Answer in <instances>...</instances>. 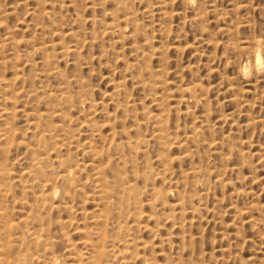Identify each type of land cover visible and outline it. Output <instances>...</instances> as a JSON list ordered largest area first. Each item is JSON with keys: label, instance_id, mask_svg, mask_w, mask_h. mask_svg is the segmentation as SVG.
<instances>
[{"label": "rangeland", "instance_id": "rangeland-1", "mask_svg": "<svg viewBox=\"0 0 264 264\" xmlns=\"http://www.w3.org/2000/svg\"><path fill=\"white\" fill-rule=\"evenodd\" d=\"M0 13V129L13 125L14 134L18 131L14 143L23 138L8 156L0 149V163L8 158L14 178L13 196L22 194L18 176L30 179L24 175L31 158L27 118L36 122L38 111L65 116L63 125L74 137L62 140L65 149L49 154L51 172H59L57 162L67 154H74L83 168L76 174L80 186L72 199L57 196L53 203L58 209L43 222L56 243L47 256L53 250L61 264H82L74 254L85 251L87 237L97 241L83 231L102 227L117 239V224H134V211H141L137 224L154 231L135 233L146 247L129 249L125 256L130 264H264V0H0ZM6 34L21 42L11 48L4 42ZM2 43L7 45L2 48ZM52 68L58 75L50 74ZM6 82L30 98L25 94L16 104L9 101L6 92L13 91ZM188 88H194L191 94ZM156 115L163 118V139L155 136ZM60 118L54 114L49 121L61 125ZM111 139L118 150L109 146ZM138 139L143 140L138 151L127 147ZM88 144L102 150V165L108 153L114 169L134 188L135 199H112L111 208L121 211L112 209L108 219L96 220L99 212L105 214V204L91 176L92 157L83 153ZM113 174L107 172L106 179L112 181ZM153 189L164 193L163 203L156 201L154 209L148 205ZM9 199L0 204L23 228L20 220L28 210L13 201V213ZM27 199L33 202L31 195ZM66 201L71 213L64 208ZM118 243L104 264H123ZM26 244L28 251L39 253L32 242ZM18 245V254L33 253ZM133 253L139 257L131 259Z\"/></svg>", "mask_w": 264, "mask_h": 264}, {"label": "bare ground", "instance_id": "bare-ground-1", "mask_svg": "<svg viewBox=\"0 0 264 264\" xmlns=\"http://www.w3.org/2000/svg\"><path fill=\"white\" fill-rule=\"evenodd\" d=\"M2 25H4V24H2ZM5 28H6V26H5ZM8 31H11V30H8ZM10 35H13V34H10ZM4 37L3 38H4L5 41L2 39V42L3 41L4 42L8 41L10 43L9 45H10L11 48H12V46L14 47L20 41L18 39L15 41L14 40L15 38L9 36V34H6ZM5 44L6 43H4V45H3V43H2V45H3L2 48H4ZM39 47L41 49V46H39ZM39 47H38V49H39ZM64 50H67V52H63L64 54L68 53V51H69V49H64ZM40 52H43V50L42 51L40 50ZM12 56H14V54ZM15 56H14V58H15ZM45 56H47V54ZM255 56H256L255 61L257 62L255 64V68L257 70L259 65H260V62H259L260 60H259L258 54H256ZM46 58L47 57H44L45 62H46V60L48 61V58L47 59ZM2 60H1V62H2ZM48 70H51V69H48ZM59 73H60V71H59ZM50 74L52 76H56V75H58V72L55 69L52 68ZM15 75H14V77L16 78ZM59 75H61V73ZM18 77H20V75ZM20 80H21V78H20ZM6 83H5L6 85L10 86V84H8L10 82H6ZM5 84H4V86H5ZM11 84H13V83H11ZM11 86L9 88H11ZM6 87H8V86H6ZM14 88L15 87H12L11 90L13 91ZM21 89L19 88V90H21ZM9 90L7 92L5 91L8 94V96H7L8 98L7 99L9 101H12L14 104H16L17 100L21 99V97L26 94L25 93V94L21 95L20 92H22V90L21 91L18 90V92L15 90L12 93H11V91L9 92ZM64 90H65V88H64ZM193 90H194V88H188L187 89V91L190 92L189 94H191ZM57 91H61V88L59 90H57ZM26 92H27V90H26ZM30 92H33V91H30ZM61 92H60V95H61ZM23 93H24V91H23ZM48 93H47V95H48ZM26 95L28 96V93ZM34 95L35 94H33V96ZM49 96H51V95L49 94L48 97ZM57 96H59V94ZM28 97H26V98H28ZM65 98L67 99L68 97H65ZM35 99H38V98L36 97ZM63 99H64V97H63ZM81 99L82 98H80V100H79L80 104H81V101H83ZM4 100L2 102H4ZM38 100H40V98ZM87 100L88 99H84V101H87ZM25 101H26L25 99L22 100L23 104H24ZM28 101H30V100H28ZM63 101L64 100H62V102ZM90 103H92L91 107H94L93 106L94 102H89V104ZM18 104H20V103H18ZM64 104H65V102H64ZM2 105L4 106L3 103H2ZM68 106H70V103H69ZM72 106H73V104H72ZM11 107H13V105ZM4 109L5 108H3V110ZM13 109L14 108H11V110H13ZM17 109H15V110L17 111ZM55 110H57V109H54V111ZM0 113L2 114L3 112H0ZM7 113H8V110H7ZM14 113H15V111H14ZM29 113H31V112H29ZM32 113H33V111H32ZM36 113H38V114H35V115L33 114L34 117H36V118H33V119H37V121L36 122H30L31 120L29 118H27L28 119L27 126L29 128H26L27 126L25 127L27 130H29V129L31 130V138L27 141V145L25 144L26 145V149L29 150L30 154H31V158L29 157V159H30V163H29L30 165L29 166L30 167L24 173V175H26L30 179L27 180V181H23L22 177H21L22 175H19L18 179H17V177H15L17 179L16 182L20 183L19 185H20L21 192H22L20 197L15 198L16 195L13 196V194H12V190H13L12 189L13 188L12 185H13V183L11 182V180H12L13 177H12V173H10V171L7 168V166H8L7 165L8 164L7 163L8 162V158H5L4 161L0 163V201L1 200H5L4 201V204H5L7 199L10 198L11 200L10 199L9 200L12 202V203H10L11 205L13 204V201L15 203L18 202V204L20 205L21 208L25 207L28 210V213L26 214V216L22 220H20V222L23 225V228H21V227H19V225H18L19 223L18 222L16 224L13 223V221L11 219V216H12L11 215L12 214L11 211H9L7 207L2 206L0 204V224H1L0 225V250H1L0 255H2V253L4 252L3 253L4 254L3 257H0V264H29L30 261H33L35 264L36 263L37 264L38 263H40V264H42V263L43 264H61V263H63V262L60 263V261H59L60 259L57 258L58 256L56 257L54 255V252L51 253V251H53V250L48 251V253L50 252V254L47 256V250L52 248L53 242L55 243V241H54V238H52L50 236V234L48 232L49 230L47 231L48 228H44L43 227L45 225V224H43V222L48 219V216L51 213V211L58 209V206H55L54 205L55 203H53V200L55 198H57V196H61L62 199H66V200L67 199L68 200L72 199V196H73L72 195V191H74L75 189H78L77 187L80 186V185H77V183H78L77 181H80V180H77L76 176H78V175H76V174H78V172H80V169H83V168L79 167L80 163L78 164V162H77L78 160L76 161L75 157L73 156L74 154L73 155L72 154L71 155L67 154L66 158L62 157L63 159H59V157H58L59 160L57 162V165H58V169L60 168L59 172H57V173H54V171L51 172L52 171V170H50L51 169L50 168L51 165L49 163V158H48L49 154L51 152L54 153V151L58 152L60 150L61 146L64 147V146L67 145V143L66 144H65V142L63 143L62 140L63 141L66 140V139L68 140V139H71V138H74V137L72 136L73 134H71V132H70L71 128L69 129V128H67V126L65 127V125H63V124L66 123V122H64V120L67 121L66 119H64L65 116H64L63 111L61 113L64 116V118H62L60 113H58V112L55 113L54 112L56 117L57 116L61 117L60 119L63 120L64 123L61 121L62 122L61 125L60 124L59 125H54V124L50 123V121H51L50 119L52 118V116H54V114L52 115V114H50L48 112L39 113V111L36 112ZM4 114H5V112H4ZM25 116L29 117L28 114L27 115L25 114L23 117L25 118ZM153 118H154V120L156 121V123H157V125L159 127L158 130H157V133L155 134V136L158 139H163L164 138L163 128H162L163 118H162L161 115H156ZM4 119L6 120V118H4ZM27 119H25V121H27ZM68 119L70 120V118H68ZM71 120H72V118H71ZM42 121H45L44 125H42ZM7 122H10V121L8 120ZM7 122L5 123V125H9ZM69 122H72V121H69ZM86 122L89 125V127L94 124V123L91 122V120H85V125H86ZM91 123H92V125H91ZM13 127H14L13 125H12V127L11 126L10 127L9 126L8 127L5 126L4 128L0 129V142L2 144V145L0 144V146H1L0 149H2L1 150L2 153L3 152H4V154L6 153L5 156H8V153H9L11 147H15L16 148L20 144L21 140L23 141V138H19L21 136V135H19V137H17L16 140L19 138V139H21V140H18L20 142L19 143H14L15 134L18 131L14 134L15 130H13L14 129ZM92 127L94 128V126H92ZM24 131H23L22 135L24 134ZM57 132H58L59 135L56 134ZM193 134H194V132H193ZM195 135H197V134H195ZM28 136H30V135L28 134ZM32 137H33L34 140H32V143L30 142L28 144V142L32 139ZM112 138H113V136H112ZM193 138H195L194 135H193ZM191 139H192V136H191ZM26 140H27V138L25 139V141ZM72 140H74V139H72ZM57 141L60 142V143H57ZM68 143L70 144V141H68ZM142 143H143V140L138 139V140H135V141H128L126 143V145H127V147H129V149L138 151V148H139V146ZM21 144H23V142ZM75 144H76V142H75ZM160 144L162 145L163 148H166V143L162 142ZM71 145H73V144H70V146ZM88 145L89 146H87V149L84 150L83 153H87L88 155H90L92 157L91 158L92 159L91 162H89V164H88V165L91 166V170H92L91 176L93 178V181L95 182L96 193L99 194L98 195L100 197L99 199L103 200L104 201L103 203L105 204V206H104L105 207V214L101 213L102 211L104 212V210H102V208H101L102 211L100 210L101 212H99V214H97L96 220L102 219L103 217H104V219L105 218L108 219L109 218L108 216L110 215L112 209H116V213H120V211H121L120 207H115V208L112 207L111 208V205L114 204L112 199H114V197H115V198L118 199V201H121L122 197H124V196L126 197L127 200L130 199V198L135 199L136 197H135V194H134V188L128 182H125V179L123 178V174L120 171H116L114 169L113 163L111 162L108 153H105L106 154L105 156L107 157V161H106L105 165L103 164L104 165L103 166L102 164H100V161H102V159H103L102 156H104L102 150L101 151H98V149L94 150V148L92 147L93 145H91V144H88ZM2 146H4V147H2ZM109 146L113 147L114 150H118L119 149V145L115 144L112 139L109 141ZM64 149H65V147H64ZM2 153L0 152V154H2ZM116 155H117V157H115L116 160L122 161L123 163L125 162L124 158L120 154L116 153ZM1 157H3V156H1ZM56 157H57V155H56ZM3 158H0V159H3ZM164 159H166V158H164ZM82 165H84V164H82ZM164 166L167 167V165H164ZM12 169H13V167H12ZM193 169H195V168H193ZM81 171H83V170H81ZM107 172H112V173L115 172V174H113L114 175L113 176L114 179L112 181H108L106 179ZM192 173L198 175L200 172L196 171V170H193ZM157 175L158 174H156V176ZM162 175L164 176L163 171H162ZM58 182L60 183V185L56 186V183H58ZM47 187H50V192L49 193H45V191H44V189L47 188ZM34 188H38L39 191L34 192L33 191ZM79 190H81V189L79 188ZM28 195L29 196L31 195V197H33V202L32 203L28 202V199H27ZM163 195H164V193L162 191L153 189L152 190V199L153 200L149 201L148 205L150 207H152V209H154L153 207H154L156 201L160 200L163 203ZM60 203H61V201H60ZM68 203H69V201H68ZM68 203H67V201L64 203L65 204L64 208L68 209L69 212L71 213L72 212L71 211V207L72 206L70 207L69 206L70 204H68ZM121 206H122V204H121ZM13 207H14V205H12L11 208H13ZM14 210H17V209L13 208V213H14ZM122 211H123V209H122ZM17 212H19V210ZM140 212L141 211H139V212H135L134 211L133 216L131 215L133 217V219H135L133 221L134 224L128 225V224H126V222H124V223H118L117 226L115 225L116 226L117 239L115 237H112V236L108 235L106 228L102 229V227L101 228H97V229L95 228L94 230L91 229L92 231L91 230L90 231H88V230L83 231L86 236H89V235L95 236L97 238V241H95V242L92 241L90 239V237H87L88 239L84 240L83 248H84L85 251L83 253L77 252V253L74 254L76 256V258H77L76 259L77 262L78 263L80 262L82 264H104V263H108V261H109L107 259L108 254L115 253L114 250L116 249V245L119 244L118 242H121L122 244L120 246L122 248H120V250H118V252H117L118 257L120 256L119 257V261H120V263H123V264H130L129 261H127L126 256H125L127 253H129V249L133 248V250H135V248H137V247H139L141 245H142V247H146V242H143V243L140 242L139 243V241H138L139 238L137 239V237L135 236V233L137 232L136 233V235H137L138 233H140L138 231H140L141 229L148 230V232L149 231L150 232L154 231V230H152V228H150V227L148 228V226H146V225L145 226L142 225V227H140L139 223L137 224V221L140 220V218H141ZM150 216L151 215L149 214V216H146V217L150 218ZM58 223L62 227L66 226L65 225L66 222H64L62 220H58ZM48 224L49 223H47L46 226ZM68 225L71 226V221L68 223ZM36 226H37V228H35ZM77 229L79 230V228H77ZM119 236H121L122 238L119 239ZM61 237L63 239L68 240V234L66 232H62V236ZM26 242L28 244H29V242H32L31 245L32 246L34 245L33 246L34 249L40 248L42 253H40V250H39V253L37 252L38 250H36V252L35 251L33 252V250H30L34 254L33 253L31 255L29 253H27L28 255L18 254V252H19L18 250H19L20 247L18 248L16 246L18 244H20L22 246V245L26 244ZM14 245H15V247L17 249V250L16 249H14V250H16L17 253H15L16 254V255H14L15 257L14 258L12 257L13 259H11V257L9 255L12 254L11 249L13 248ZM25 246L29 247V246H27V244ZM22 249H25V251L27 250V252H30V251H28L29 248L27 249V248L23 247ZM87 250H89V252ZM23 251L24 250H22V251L20 250V252H23ZM13 254H12V256H13ZM117 255L116 256L114 255V256L117 257ZM112 256H113V254H112ZM9 257H10V259L12 261L9 259ZM137 257H139V255L137 253H133L132 256H131V259H134V258L136 259ZM70 264H73V263H70Z\"/></svg>", "mask_w": 264, "mask_h": 264}]
</instances>
